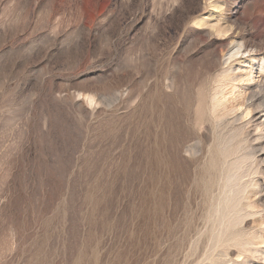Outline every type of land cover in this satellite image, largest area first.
<instances>
[{
    "label": "rangeland",
    "instance_id": "1",
    "mask_svg": "<svg viewBox=\"0 0 264 264\" xmlns=\"http://www.w3.org/2000/svg\"><path fill=\"white\" fill-rule=\"evenodd\" d=\"M261 58L264 0H0V264H264Z\"/></svg>",
    "mask_w": 264,
    "mask_h": 264
},
{
    "label": "bare ground",
    "instance_id": "2",
    "mask_svg": "<svg viewBox=\"0 0 264 264\" xmlns=\"http://www.w3.org/2000/svg\"><path fill=\"white\" fill-rule=\"evenodd\" d=\"M235 42V41H234ZM234 42H232L231 44H229L230 46H229V48H228V51H227V54H228V56H229V58H234V57H237V56H240V55H242V54H244V52H248V50L247 51H245V49H243L244 47L243 46H241L242 45V43L240 42V46H237V45H235L234 44ZM245 44V43H244ZM249 48H251V47H249ZM243 49V50H242ZM247 49H248V47H247ZM254 51V50H253ZM251 52V51H250ZM227 54H225V55H227ZM228 56H227V58H228ZM244 56V55H243ZM242 57V56H241ZM247 57V56H246ZM250 57V56H249ZM239 58V57H238ZM243 58V57H242ZM245 58V57H244ZM243 58V59H244ZM240 59V58H239ZM261 60V63L260 64H258L257 65V68H258V70H262V69H264V61H263V59L261 58L260 59ZM259 61V60H258ZM231 62V61H230ZM246 62V61H245ZM229 63V62H228ZM240 63V62H239ZM244 63V62H243ZM252 63V62H251ZM249 66V65H248ZM256 66V65H255ZM246 67V66H245ZM255 68V67H254ZM254 68H253V64H251L249 67H248V69L247 70H245V72L243 73L244 75L242 76V77H246V78H248V79H250V80H253V79H255V78H252V75H254V72H253V70H254ZM245 69V68H244ZM258 72V71H257ZM257 72H255V73H257ZM229 73V72H228ZM259 74V73H258ZM235 75V74H234ZM256 75V74H255ZM240 76V75H239ZM256 78H257V75L255 76ZM244 80V79H243ZM247 81V80H246ZM225 82V81H224ZM227 82V81H226ZM229 82V81H228ZM231 82V81H230ZM243 82H245V81H243ZM237 83V82H236ZM239 84H241L240 82H238ZM251 83V82H250ZM238 84V86H240ZM243 84H245V83H243ZM242 84V85H243ZM248 84V83H247ZM232 85H234V84H232ZM231 85V86H232ZM231 86H230V89H231ZM259 86V85H258ZM257 86V87H258ZM224 87V86H223ZM237 87V86H236ZM244 87V86H243ZM260 87V86H259ZM261 88H262V86H261ZM261 88H259L260 90H261ZM238 90V89H237ZM240 92V91H239ZM242 92H244V90L242 91ZM241 92V93H242ZM260 92V91H259ZM239 94V93H238ZM254 94V93H253ZM255 94H257V93H255ZM242 95V94H241ZM260 95V94H259ZM259 95H257V97L259 96ZM263 95H264V93H263ZM250 96H252V94L250 95ZM249 96V97H250ZM233 97V96H232ZM235 97V96H234ZM238 97V96H237ZM252 97H254V96H252ZM251 97V98H252ZM261 98H262V96H260ZM239 98V97H238ZM241 98V97H240ZM245 98V97H244ZM256 98V97H255ZM246 99V98H245ZM248 100H249V98H248ZM253 99H250L249 100V102L250 101H252ZM255 100V99H254ZM257 100H258V98H257ZM262 100H263V98H262ZM240 101V100H239ZM244 101V100H243ZM258 101H260V100H258ZM236 102H238V101H236ZM245 102V101H244ZM243 102V103H244ZM248 102V101H247ZM239 103V102H238ZM237 103V104H238ZM242 103V102H241ZM240 103V104H241ZM242 103V104H243ZM241 104V105H242ZM250 104V103H249ZM245 105V103L243 104V106ZM258 105V104H257ZM247 106V105H246ZM260 107V105L258 106V108ZM238 108H241V107H238ZM246 108V107H245ZM257 108V109H258ZM243 110H244V107L242 108ZM248 109V108H247ZM246 110V109H245ZM257 111V110H256ZM237 116V115H236ZM248 117V116H247Z\"/></svg>",
    "mask_w": 264,
    "mask_h": 264
}]
</instances>
